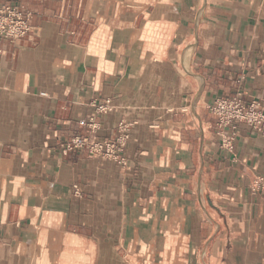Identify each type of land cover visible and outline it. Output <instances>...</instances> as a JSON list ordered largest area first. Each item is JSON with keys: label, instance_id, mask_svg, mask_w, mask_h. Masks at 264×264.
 Masks as SVG:
<instances>
[{"label": "crops", "instance_id": "obj_1", "mask_svg": "<svg viewBox=\"0 0 264 264\" xmlns=\"http://www.w3.org/2000/svg\"><path fill=\"white\" fill-rule=\"evenodd\" d=\"M11 4L30 19L0 40V264H264V134L234 123L223 150L209 108L264 111V0ZM121 133L112 157L66 150Z\"/></svg>", "mask_w": 264, "mask_h": 264}, {"label": "built area", "instance_id": "obj_2", "mask_svg": "<svg viewBox=\"0 0 264 264\" xmlns=\"http://www.w3.org/2000/svg\"><path fill=\"white\" fill-rule=\"evenodd\" d=\"M30 14L22 10L18 5H8L0 7V40L8 39L11 42L25 36L29 31ZM212 114L217 119V128L221 138V148L232 151L235 134L228 137L224 130L234 123H242L252 130L264 134V111L259 108L257 101H252L249 106H245L238 97L231 99H216L209 107ZM106 106L99 107V112H104ZM87 123L82 121L81 126L88 127L90 132L94 131L92 119ZM121 131H124L120 129ZM127 136L125 133L119 134L113 144H98L89 138L75 137L67 145L66 150L85 148L91 154H100L105 157H112L114 148L121 151L126 146Z\"/></svg>", "mask_w": 264, "mask_h": 264}]
</instances>
